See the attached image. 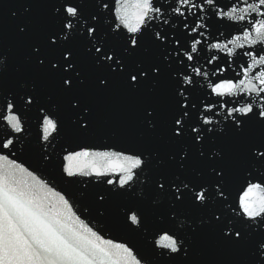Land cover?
Wrapping results in <instances>:
<instances>
[{"label":"snow or ice","instance_id":"snow-or-ice-1","mask_svg":"<svg viewBox=\"0 0 264 264\" xmlns=\"http://www.w3.org/2000/svg\"><path fill=\"white\" fill-rule=\"evenodd\" d=\"M11 7L0 264H264V0ZM113 100L135 139L94 151Z\"/></svg>","mask_w":264,"mask_h":264},{"label":"water","instance_id":"water-1","mask_svg":"<svg viewBox=\"0 0 264 264\" xmlns=\"http://www.w3.org/2000/svg\"><path fill=\"white\" fill-rule=\"evenodd\" d=\"M21 0H0V19H3L5 16L10 15L11 11H14L15 8L11 7L12 5L20 3ZM5 5H8L9 8L5 9ZM118 137L123 138L125 140L128 139H135L132 130L128 126L127 119H126V103L122 100H113L106 102V109L105 112L102 113L101 119L98 122L97 129H96V142L95 147L93 148L94 151H107L112 150L103 147L104 142L111 137ZM32 141L31 144H26L25 148L26 154L25 159L28 158V154L30 153V149L32 144H34V139L32 137L27 138ZM118 150V149H117ZM103 163V162H100ZM97 189H90V191H95ZM137 191H139V186L137 187ZM75 199L77 201L82 202H89L88 197H82L79 193L76 194ZM118 209V203H113L111 207V211L113 214ZM83 218V217H82ZM94 223V222H93ZM103 235L105 238H112L114 236H119L120 234L112 231L107 232L104 231Z\"/></svg>","mask_w":264,"mask_h":264}]
</instances>
